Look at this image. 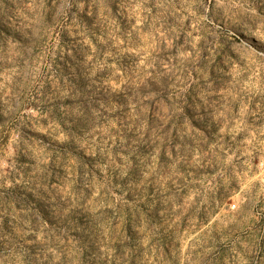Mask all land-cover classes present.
I'll list each match as a JSON object with an SVG mask.
<instances>
[{
    "label": "clouds",
    "instance_id": "clouds-1",
    "mask_svg": "<svg viewBox=\"0 0 264 264\" xmlns=\"http://www.w3.org/2000/svg\"><path fill=\"white\" fill-rule=\"evenodd\" d=\"M264 0H0V264H264Z\"/></svg>",
    "mask_w": 264,
    "mask_h": 264
},
{
    "label": "rangeland",
    "instance_id": "rangeland-1",
    "mask_svg": "<svg viewBox=\"0 0 264 264\" xmlns=\"http://www.w3.org/2000/svg\"><path fill=\"white\" fill-rule=\"evenodd\" d=\"M250 43H251V46L253 48H256L258 51L259 50H264V45L259 44L255 39L251 40Z\"/></svg>",
    "mask_w": 264,
    "mask_h": 264
}]
</instances>
